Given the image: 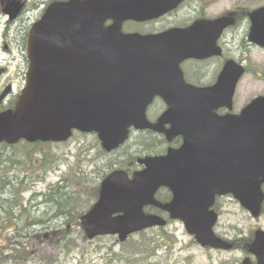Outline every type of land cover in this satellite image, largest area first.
<instances>
[{
  "label": "water",
  "instance_id": "1",
  "mask_svg": "<svg viewBox=\"0 0 264 264\" xmlns=\"http://www.w3.org/2000/svg\"><path fill=\"white\" fill-rule=\"evenodd\" d=\"M181 1L68 0L49 5L29 30L26 85L14 111L0 112V142L58 143L78 131L95 134L110 152L127 140L130 128L162 132L167 141L176 136L183 140L164 157L143 159L145 168L132 179L115 171L102 181L98 201L80 218L88 239L116 235L123 242L135 232L163 226L161 218L143 213L150 205L180 220L200 246L227 251L232 244L213 232L217 214L210 208L215 198L231 195L253 218L261 214L264 97L238 115L216 114L221 107L232 109L243 68L233 64L223 71V82L233 73L226 92H220L221 82L198 89L184 82L180 64L203 57L200 33L205 28L199 22L154 35L121 31L124 22L157 19ZM7 7L5 12L14 17L21 5L9 2ZM249 17V40L264 47V7ZM223 20L212 25L220 28ZM106 21L112 25L105 26ZM9 93L8 86L0 101ZM155 97L167 110L153 126L146 110ZM162 187L172 194L169 203L154 197ZM246 248L256 264H264L262 230ZM242 264L252 263L245 258Z\"/></svg>",
  "mask_w": 264,
  "mask_h": 264
},
{
  "label": "rangeland",
  "instance_id": "2",
  "mask_svg": "<svg viewBox=\"0 0 264 264\" xmlns=\"http://www.w3.org/2000/svg\"><path fill=\"white\" fill-rule=\"evenodd\" d=\"M6 1L10 0H0V70H7V74H0V93L10 80H12L10 83H14L13 89L21 81V77L17 75V65L20 63L15 59L11 60L10 55L3 51V48L8 46L11 55L14 54L12 45L5 41V37L2 36L3 25L6 20L2 13V7ZM37 1L29 0L26 7L27 11L21 18V24L29 27L33 23L36 13L35 9H31V6ZM207 3L211 4L209 14L215 16L235 6L251 9L264 5V0H211ZM8 61L11 63L9 64ZM261 68L264 70L263 65L259 66V69ZM249 85H255L254 89L251 86L248 88ZM15 92V95L18 94L17 90ZM256 95H264V83L258 87L250 78H246L239 88L236 107L239 108L240 99H251ZM13 100L14 98L9 96L1 104L0 110H4L5 105L7 106ZM45 151L48 155L58 154L59 165L57 168L53 169V167L48 171L45 178L33 186V191L36 193L46 192L48 188H51L50 186H53L63 177H71L70 179L74 181L77 176H81L86 178L89 185L87 184L84 188L78 186L80 189L76 191L83 195L79 196L80 200L87 198L84 192L90 193L92 184L99 180L100 177L96 175H102L105 166L110 162L115 163L117 161V157L114 155L100 157L92 135L81 138L75 134L67 144L49 146L46 147ZM218 206L220 216L215 228L217 234L230 239L239 238L238 236L249 239L255 230L264 231V213L259 218L254 219L231 197L221 199ZM75 222L73 221V224L65 230L68 233L70 231V238L76 246L72 251L57 253L49 246H43L41 247L43 254L47 257L49 255L55 256L56 260L53 259V263H47L35 257L28 264H240L246 257L241 249L216 252L208 248H201L193 237L186 233L179 222L171 223L160 233L151 230L134 236L123 245L119 244L114 237H105L91 242L85 241L83 232L76 227ZM2 241L4 242L3 239ZM138 246H142V256L134 255L139 251ZM152 250L155 253L154 257L151 258ZM6 257V254L1 256V260L5 261L3 264H11L6 261Z\"/></svg>",
  "mask_w": 264,
  "mask_h": 264
},
{
  "label": "flooded vegetation",
  "instance_id": "3",
  "mask_svg": "<svg viewBox=\"0 0 264 264\" xmlns=\"http://www.w3.org/2000/svg\"><path fill=\"white\" fill-rule=\"evenodd\" d=\"M15 1L23 4L22 12L13 21L5 20L2 30V36L5 37V41L10 42L12 45L14 54L11 55V50L8 46H5L3 51L10 55L9 58H11V60L15 59V61L20 63H17L19 64L17 65V75L22 78L27 66L25 52L29 27L20 22L21 18L27 11L26 7L29 0ZM62 1L67 0H38L33 6H31V9H35L34 11L36 13V17L32 22L39 17L41 12L50 3ZM207 1L209 0H185L178 9L155 21L126 22L122 27V31L126 34L137 33L139 35H152L173 28H187L194 22H199L202 25V28H205L204 31L200 33L203 36L202 42L200 43V54L203 57L189 58L180 64L184 82L198 89H212L221 82L222 85L219 87L221 88L220 92H226L228 91L227 86L232 80L233 73L231 72L226 78V81L223 82L220 77L225 67L229 65L231 69L233 63L242 66L244 68V73L236 85L233 96L232 111L230 112V114H237L255 97L262 96L256 95L251 99H240V106L239 108L236 107V98L239 93V88L246 78H250L258 87L264 83V70H262V68L259 69L260 65L264 66V48L250 42L248 39L251 27L248 14L252 10L261 6L251 9L242 6H235L229 10H225L221 14L212 16L209 14L211 4H208ZM218 18L224 19L222 27L220 28L214 27L211 23L214 19ZM226 19H232V24L224 26L223 24L227 21ZM105 25L110 26L112 25V22L107 21ZM8 63L10 64L11 61H8ZM6 71L7 70L1 69L0 74H7ZM10 81L6 85L12 87ZM19 83L22 84L23 80ZM19 86V84L16 86L15 91L20 89ZM250 86L252 89L255 87V85H249L248 88ZM12 97L15 96L13 95ZM166 110L167 106L165 103L159 98H155L146 110V118L151 124H156ZM216 114L224 116L229 114V112L225 107H221L217 110ZM168 129H170V125L166 124L164 130ZM143 137H146L147 139ZM181 144L182 138L180 136L173 137L172 140L168 142L164 133L155 132L150 129L141 131L131 129L129 133V141L119 149V151H121L120 157L122 160L120 167L128 174L129 178H131L135 172L140 171L143 168V166L139 165V160L148 156H162L166 153L168 148L178 149ZM155 198L162 203H166L171 199V193L166 189H160L155 194ZM221 199L222 198L216 199L212 207L218 215V205L220 204ZM95 202L96 201H94V203ZM144 213L166 219V226L173 223V221L168 218L167 213L156 207L147 206L144 208ZM150 230H159V228H153ZM233 243L237 247H240V244L244 245V242L240 241H234Z\"/></svg>",
  "mask_w": 264,
  "mask_h": 264
},
{
  "label": "trees",
  "instance_id": "4",
  "mask_svg": "<svg viewBox=\"0 0 264 264\" xmlns=\"http://www.w3.org/2000/svg\"><path fill=\"white\" fill-rule=\"evenodd\" d=\"M78 136L87 137L85 134H78ZM92 137L100 157H106L108 154L100 149L96 137ZM49 146H57V144L20 142L16 145H7L0 143L1 264L5 262L1 260V256L5 254L6 261L11 264H28L35 257L44 262L53 263L56 260L55 256L47 257L43 254L41 250L43 246H49L57 253L72 251L76 246L70 238V231L68 233L65 230L73 224V221H76V227L82 231L78 221L79 216L88 210L97 198L98 184H92L91 192H84L87 198L79 199V196L83 195L76 190L88 184L86 178L81 176H77L74 181L70 179L71 177H63L46 192L33 191V186L42 181L48 171L59 165L58 154L46 153L45 149ZM114 165V162H110L103 168L102 175L96 176L104 177L107 171L115 168ZM94 173L97 172L94 171ZM27 194L29 196H26ZM142 246H138L139 251L134 254L135 256L143 255ZM154 253L155 251L152 250L150 257Z\"/></svg>",
  "mask_w": 264,
  "mask_h": 264
}]
</instances>
